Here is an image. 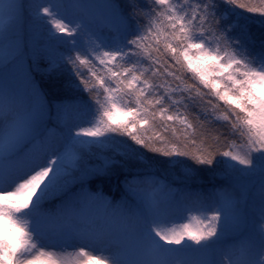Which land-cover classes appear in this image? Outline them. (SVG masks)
I'll return each mask as SVG.
<instances>
[{
    "label": "rangeland",
    "instance_id": "rangeland-1",
    "mask_svg": "<svg viewBox=\"0 0 264 264\" xmlns=\"http://www.w3.org/2000/svg\"><path fill=\"white\" fill-rule=\"evenodd\" d=\"M155 1L168 7L169 19L185 17L174 0ZM130 27L116 0L0 3V217L17 213L21 201L52 204L62 192L43 196L62 180L66 190H75L57 209L73 212L86 194L84 185L73 186L98 171L91 167L77 175L79 152L99 154L106 165L125 152L117 128L144 118L125 94L149 90L133 70L116 65L133 57L141 42ZM197 36L183 51L188 66L220 99L245 112L249 135L221 156L222 181L207 185L186 168L168 174L135 169L140 178L134 184L122 180L115 189L118 206H127L118 209L125 219L111 221L100 204L86 205L78 219H101V231L88 236L68 230L55 215L36 212L42 232L32 223L16 228L29 251L11 262L0 250V264H264V57L254 65L222 36ZM257 41L264 47V38ZM65 57L70 71L85 69L96 77L102 93L94 103L50 99L59 85L40 84L39 74L58 70Z\"/></svg>",
    "mask_w": 264,
    "mask_h": 264
},
{
    "label": "trees",
    "instance_id": "trees-1",
    "mask_svg": "<svg viewBox=\"0 0 264 264\" xmlns=\"http://www.w3.org/2000/svg\"><path fill=\"white\" fill-rule=\"evenodd\" d=\"M174 1L176 11L185 12V17L179 21L169 19L168 7L155 0H116L129 19L130 29L141 39L134 56L117 59L116 65H125L129 73L133 70L149 87L138 97L133 92L125 94L129 107L141 111L143 122L117 128V140L125 152L115 153L107 165L99 154L79 152L76 174L83 176L91 167L98 171L92 173L85 184L80 182L73 186L84 185L86 191L85 196L76 200L73 212L57 209V206L67 205L69 194L75 190H66L62 180L43 196L49 198L62 192L57 198L53 197L52 204L34 206L21 201L17 213L0 217V237H3L6 252L1 246L3 240H0V249L11 262L28 252L31 246L16 233V228L32 223L42 232L45 227L41 220L34 218L36 212L55 215L68 230H81L85 235L95 236L101 231L100 217L83 221L76 213L86 205L100 204L105 218L125 219L118 209L125 211L127 206H118L115 189L122 180L134 184L142 175L135 173V169L150 166L168 174L186 168L207 185H217L223 178L221 156L232 146L248 141L245 112L224 102L213 88L206 86L188 66L183 51L191 39H201L197 35L214 33L222 36L232 48L239 45L248 60L258 65L264 57V47L257 41L264 38V0ZM242 14L249 19L241 18ZM187 22L184 32L182 27ZM65 58L56 66L58 70L49 69L39 74L40 84L46 86L55 82L59 85L58 93H49L50 99L54 96L79 98L86 104L94 103L102 93L101 88H97L96 77L85 69L75 67L70 71L73 65ZM43 59L46 60L44 55L39 56L40 65H44ZM122 77L125 81L129 75L125 73ZM74 83L78 88H74ZM102 166H106L103 172ZM69 235L72 236L71 232Z\"/></svg>",
    "mask_w": 264,
    "mask_h": 264
},
{
    "label": "bare ground",
    "instance_id": "bare-ground-1",
    "mask_svg": "<svg viewBox=\"0 0 264 264\" xmlns=\"http://www.w3.org/2000/svg\"><path fill=\"white\" fill-rule=\"evenodd\" d=\"M3 0H0V3L2 2Z\"/></svg>",
    "mask_w": 264,
    "mask_h": 264
}]
</instances>
